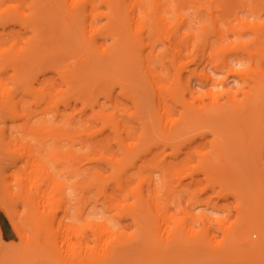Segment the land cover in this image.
<instances>
[{
	"label": "bare ground",
	"instance_id": "bare-ground-1",
	"mask_svg": "<svg viewBox=\"0 0 264 264\" xmlns=\"http://www.w3.org/2000/svg\"><path fill=\"white\" fill-rule=\"evenodd\" d=\"M20 3L0 0V264H264V0ZM113 84L134 106L136 141ZM228 146L258 150L262 169L228 181ZM150 166L146 188L132 186ZM198 174L201 191L236 198L232 221L211 197L198 202ZM111 185L133 200H113ZM184 193L205 208L169 213L167 198Z\"/></svg>",
	"mask_w": 264,
	"mask_h": 264
},
{
	"label": "rangeland",
	"instance_id": "rangeland-1",
	"mask_svg": "<svg viewBox=\"0 0 264 264\" xmlns=\"http://www.w3.org/2000/svg\"><path fill=\"white\" fill-rule=\"evenodd\" d=\"M22 3H20L21 7H22V11H24L25 13L28 12V9H27V6H26V3L28 2V0H20ZM13 2V1H12ZM189 12H192L193 13V16L196 18L200 15H203V18L202 19H196V22H197V26H199L198 24V21H204V24L208 25V27H210L209 25V21H208V15L204 12V11H198L195 7L191 8V9H188ZM248 13L247 12H239L238 15L240 17H244L246 16ZM264 17V14L261 13V18ZM251 21V17H249V19ZM233 23H235V21H232ZM252 22V21H251ZM220 26H222V28H225L226 26H224L223 24H221ZM17 29V26L15 27ZM29 34H20V36L25 39L28 37ZM197 35V34H195ZM158 37L157 34H152V38H156ZM228 39L227 40H224V43L225 42H232L231 45H234V37L229 33L228 34ZM210 40H213V38L211 37ZM108 42H106V44H108ZM156 46L159 48L162 47V43L159 41V42H156ZM190 68H194L195 69V65H191ZM200 68V67H199ZM158 69H160L158 67ZM137 72V70H136ZM189 75V72L188 71H184V76H188ZM224 74L222 72H217L216 74H214V78L216 80H219L221 78H223ZM117 77H122L123 79L125 80H128L130 81V83H133L131 77L127 76V75H121V73L117 74ZM56 78V81L59 83V80L57 79V77L55 76ZM137 78L139 79V84L141 85L142 88H146L147 89V83L145 81V79H142L140 78L139 76H137ZM197 83V80L195 78V76H192V84H196ZM239 84L233 80L232 78L228 79L227 80V86H231V87H237ZM120 92H121V87L118 86L117 84H113V95L117 97L118 101H119V108L120 110L124 113L125 110H127V114H125V123L128 127H130V129L132 130L131 131V134L129 135V140L131 141H136L137 139V136H138V132H139V127L140 125L138 124V122H136L135 119L133 118H130L128 116V113H131L134 111V106L132 104L131 101L125 99L123 96L120 95ZM136 92V91H135ZM137 95L140 97L142 103L144 104V107H146L145 109L148 111L150 109V106H149V103L146 101L145 99V96L142 94L141 91H137L136 92ZM189 95H185V98H188ZM100 101H103L102 97H99ZM200 101V100H199ZM198 101V102H199ZM205 101L207 102L208 99L205 98ZM168 102L170 103V101L168 100ZM79 107H80V104H76V111H75V114H77V111L79 110ZM176 109L178 108L179 109V105H176L175 106ZM87 112L89 113L90 110L88 109ZM10 125V122H8V126ZM7 132H9L7 130ZM109 133V130H106L105 131V134H108ZM123 137H125L123 135ZM211 136L210 135H207L206 136V140L210 139ZM201 140L200 139H196L195 142H193L191 145H195L196 143L200 142ZM112 142V148L110 150L112 151H117L118 147L113 143V141H110ZM110 150H107V151H110ZM185 150V149H184ZM227 151L229 152L230 154V157H231V162H230V167L231 169L225 173V177L228 179V181H236V180H240V181H244L247 179L248 175L251 174L252 172H254V170L258 171L259 169L261 170L262 166H261V161H260V157H258V150H255V153L252 152L250 154H244L239 148L237 149H233L231 146H228L227 147ZM160 152V149L156 148V147H153L152 149V154L153 153H159ZM151 154V155H152ZM151 155H147V158L150 159V158H153V160H151L150 162L151 163H155V160L157 161V159H159L158 157H153ZM165 155V158L166 160H170L172 159V156L170 154V149H166V152L163 154V156L161 157H164ZM162 159V158H160ZM153 161V162H152ZM137 170V169H136ZM109 171H107L106 174H108ZM136 174L133 176L132 178V181H131V185L132 186H136L140 180H142V187L143 188H146V182L143 181L145 180L150 174H152V166L150 167H143L141 168L140 170H137L135 171ZM169 178L171 179V183L172 182H175L176 179H175V175L174 173H170L169 175ZM197 179L200 181L199 182V185H198V192H197V195H198V202L200 200H203V199H206L207 197H211V200H212V206L214 207L215 210L213 211L214 213V216H216L217 218L218 217H222L226 214H230V220L232 221L236 215V213L238 212V201L236 200L235 197H233L232 195H227L225 197H221V196H217L215 195L211 190L209 189H206V190H203L201 191L200 189L204 187L206 181L203 177V175L201 174H198L197 175ZM189 181V178H185L183 179V184L184 183H187ZM233 182V183H234ZM236 183V182H235ZM107 192L108 193H111L112 196H113V200H115L116 202L118 200H123V202H131L133 199L131 196L129 195H126L124 196L123 195V192L119 191V190H116L112 185L108 187L107 189ZM166 195V194H165ZM167 201L165 204L168 205V210H169V213L175 211V212H182L184 210H187V211H191L195 214H198V212L202 209L205 208V206L201 203H196V204H193V202H190L189 201V198H188V194L187 193H184V195H180V196H175L174 198V201L172 200V196L168 197L167 198ZM108 207V203H106L104 201V198H100L99 202L97 203V207L95 209V213L96 214H101L105 211V209H107ZM209 213H212L211 209H209ZM115 211H113L114 213ZM121 223L123 226H125V228L128 230V231H132L133 230V225H132V222L129 218H125L123 220H121ZM195 227L196 228H201L202 227V223L201 222H197L195 224ZM214 231H215V236H214V239L216 241H220L221 240V237H222V233L221 231L217 228L216 225H214ZM243 246V245H242ZM231 263V262H230ZM233 263V262H232ZM220 264H224V263H220ZM234 264H239L237 262H235Z\"/></svg>",
	"mask_w": 264,
	"mask_h": 264
}]
</instances>
